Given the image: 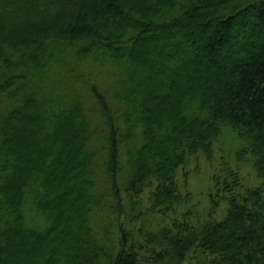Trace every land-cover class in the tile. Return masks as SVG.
<instances>
[{
  "label": "trees",
  "instance_id": "trees-1",
  "mask_svg": "<svg viewBox=\"0 0 264 264\" xmlns=\"http://www.w3.org/2000/svg\"><path fill=\"white\" fill-rule=\"evenodd\" d=\"M85 1L0 0V264H264V0Z\"/></svg>",
  "mask_w": 264,
  "mask_h": 264
},
{
  "label": "rangeland",
  "instance_id": "rangeland-1",
  "mask_svg": "<svg viewBox=\"0 0 264 264\" xmlns=\"http://www.w3.org/2000/svg\"><path fill=\"white\" fill-rule=\"evenodd\" d=\"M91 0H86L85 3H88L90 2ZM76 9H71L70 7H68V15L70 14V17H68L66 20H72L74 17V15H76ZM61 19H64V18H61ZM58 21V19H56ZM26 21H29L30 23H33L35 22V19L33 18H29L28 20ZM59 21L62 22V20L59 19ZM87 24H89L87 22ZM5 29L1 30L0 33H15L16 35L19 34V31H23V27L18 24V22H14V23H7L6 26L4 25ZM16 27H19V28H16ZM18 30V31H17ZM197 30V29H196ZM15 31V32H14ZM238 40V39H236ZM240 40V39H239ZM250 40V37H248V41ZM238 44H240L241 42H238L236 41ZM234 43H235V40H234ZM147 56L148 58L151 60V61H154V54L152 53V45H148L147 47ZM184 55L181 53L180 54V59H183ZM193 77V72L192 70H188V72L186 71V69H184L183 71H181L180 73V76L178 78V81H179V84H182V85H186V83H188ZM74 135V133L72 132V130H70L69 133H64V134H61L57 140H61V142H64L65 144H59V146L57 147V152L59 151H62L63 154H62V157L64 156V158L67 156V154H70V149L72 147V145L74 146L75 143L77 145L78 142H73L72 140V136ZM68 142V143H67ZM60 157H61V153H60ZM210 165V163H209ZM218 172V169H217V164H213L211 165V167H204L203 170H202V173H201V176H204L206 177V181L207 182H211V177H213L214 175H216ZM26 173H27V170H26ZM183 174V172H181ZM19 174H22L21 172H19ZM180 175V178H179V182H180V185H181V188L183 189V186H184V177L183 175ZM195 176V174H189L188 178H190V186H189V189L192 190L193 187H194V182L191 180L192 177ZM241 176L245 177V182L250 185L251 187H255L254 185H256L259 181L255 178V174L253 173V171L249 170L248 168H242L241 170ZM208 177V179H207ZM47 182V185H49L50 187L53 185L50 181V179L46 180ZM44 183V182H43ZM56 185L58 187L56 188H53V192L55 193V195H60L61 197L63 196V194L66 192H68V194H70V192L73 193V195L75 196V193L78 195V193L81 191V185H80V182H79V179L76 180L75 182H72L70 183V181H67L66 179L65 180H62L61 177H58V179L55 181ZM242 184V183H241ZM244 184V183H243ZM240 189V188H239ZM201 210L204 211H207L209 209H211V206H209V195L205 194L201 197ZM74 201V200H72ZM226 209H227V203L226 202H222L219 206H217V212H216V219L217 220H220L222 219L224 216H225V213H226ZM65 216L67 217V220H68V217H70V214L69 213H66ZM70 226V225H69ZM191 264V263H190Z\"/></svg>",
  "mask_w": 264,
  "mask_h": 264
}]
</instances>
